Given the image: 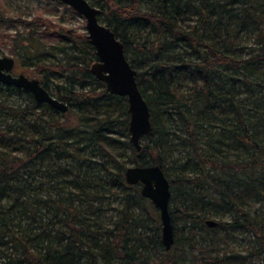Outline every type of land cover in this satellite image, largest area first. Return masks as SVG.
<instances>
[{
	"label": "trees",
	"instance_id": "16d2710c",
	"mask_svg": "<svg viewBox=\"0 0 264 264\" xmlns=\"http://www.w3.org/2000/svg\"><path fill=\"white\" fill-rule=\"evenodd\" d=\"M89 2L124 45L151 130L137 151L85 29L26 20L11 49L68 109L0 82V264H183L178 230L190 264H264V0ZM129 162L169 180V249L161 223L139 231L134 210L154 205L126 182ZM110 196L117 214L102 219ZM245 232L240 249L218 245Z\"/></svg>",
	"mask_w": 264,
	"mask_h": 264
},
{
	"label": "water",
	"instance_id": "95a60500",
	"mask_svg": "<svg viewBox=\"0 0 264 264\" xmlns=\"http://www.w3.org/2000/svg\"><path fill=\"white\" fill-rule=\"evenodd\" d=\"M56 1L68 5L84 18L87 37L97 56L90 65V71L104 82L109 92L126 97L129 139L139 151L141 138L151 130V113L138 87L136 70L125 56L122 41L99 19L100 8L92 5L89 0ZM14 63L13 57L0 56V82L22 88L30 92L37 101L48 103L62 112L68 109L67 104L53 96L38 78L28 77L24 73L13 74ZM124 176L128 184L139 183L141 195L147 197L158 209L162 244L165 249L171 248L174 242V228L169 213L171 192L162 167L158 164H131L125 168ZM206 223L213 226L216 221L208 219Z\"/></svg>",
	"mask_w": 264,
	"mask_h": 264
},
{
	"label": "rangeland",
	"instance_id": "374dc122",
	"mask_svg": "<svg viewBox=\"0 0 264 264\" xmlns=\"http://www.w3.org/2000/svg\"><path fill=\"white\" fill-rule=\"evenodd\" d=\"M104 1V0H102ZM0 13L3 14V19H0V56L7 55L11 56L15 60V66L12 70L13 74L24 73L28 77H36L32 72L33 66H24L19 59V54H16L12 48V42L10 38L17 32L28 31V25L26 20L32 19L35 16H43L47 19H51L54 24H61L66 27L76 28L80 31L85 29V20L76 11L73 12L70 7L56 0H0ZM38 30L39 28H36ZM52 42V41H51ZM50 43V42H48ZM57 55H60L57 53ZM53 59V57L48 56V60ZM37 78V77H36ZM52 87V85H51ZM134 163H127L131 165ZM114 197V196H113ZM112 196L109 197L110 202L106 206H110L101 218L104 219L107 216L115 219L117 214V208L119 207V200L114 199ZM105 207V206H104ZM150 211H142L139 209L134 210V217L136 219L145 218V222L148 223L149 228H142L139 230L142 234L150 232L152 229V223H160L159 211L155 207H149ZM141 214V216H139ZM150 218V219H147ZM178 227L182 225L181 221L177 222ZM183 230L176 231L177 235L180 236L178 241V248L175 250L176 253L180 255L183 264H190V259L192 255L197 252V249L192 250V248L187 243V240L183 238ZM250 234H237L233 233L226 238V241L220 242L218 245L229 249L230 247L234 249H240L241 246L245 245L244 238H250ZM194 243L198 247L209 246L208 241H204L198 236Z\"/></svg>",
	"mask_w": 264,
	"mask_h": 264
},
{
	"label": "flooded vegetation",
	"instance_id": "af4514ba",
	"mask_svg": "<svg viewBox=\"0 0 264 264\" xmlns=\"http://www.w3.org/2000/svg\"><path fill=\"white\" fill-rule=\"evenodd\" d=\"M14 66H15V63H14Z\"/></svg>",
	"mask_w": 264,
	"mask_h": 264
}]
</instances>
